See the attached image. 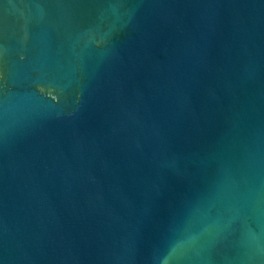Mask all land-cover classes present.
I'll use <instances>...</instances> for the list:
<instances>
[{
	"label": "water",
	"instance_id": "95a60500",
	"mask_svg": "<svg viewBox=\"0 0 264 264\" xmlns=\"http://www.w3.org/2000/svg\"><path fill=\"white\" fill-rule=\"evenodd\" d=\"M0 264H264V0H0Z\"/></svg>",
	"mask_w": 264,
	"mask_h": 264
}]
</instances>
